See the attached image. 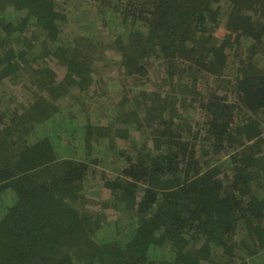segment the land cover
I'll use <instances>...</instances> for the list:
<instances>
[{
    "label": "trees",
    "instance_id": "16d2710c",
    "mask_svg": "<svg viewBox=\"0 0 264 264\" xmlns=\"http://www.w3.org/2000/svg\"><path fill=\"white\" fill-rule=\"evenodd\" d=\"M0 264H264V0H0Z\"/></svg>",
    "mask_w": 264,
    "mask_h": 264
},
{
    "label": "rangeland",
    "instance_id": "374dc122",
    "mask_svg": "<svg viewBox=\"0 0 264 264\" xmlns=\"http://www.w3.org/2000/svg\"><path fill=\"white\" fill-rule=\"evenodd\" d=\"M110 58H112V60H116L117 59V56H114L113 54H111ZM53 67V69L56 71V80H60L63 76H64V73H65V69H63L62 67H59V66H56V65H51ZM113 71V70H112ZM105 71H103L102 73H104ZM104 77H106V73L103 74ZM105 84H99V85H103L107 92L106 94L102 95V96H99L98 95V92L97 90H93L91 93V98L89 99V102H88V105H89V108L88 106L86 107V109H93V107H95L96 105H105L107 102L110 103V101H114L116 100L118 97H116L118 95V92L119 90L117 88H114L115 84H113L111 81H109L107 79V77L105 78L104 80ZM8 84V83H7ZM21 87L20 86H17L14 90L18 91ZM13 91V90H12ZM14 92V91H13ZM19 92V91H18ZM78 92H76L75 90L72 91V94L74 95H77ZM108 93V94H107ZM14 94V93H12ZM20 97V96H19ZM16 98V97H15ZM21 99L24 100V95L21 93ZM60 101H63L65 102L67 105H69L70 103H72V106H73V99H68V98H64ZM7 104V103H6ZM5 104V105H6ZM9 105V104H8ZM10 106V105H9ZM11 107V106H10ZM70 107V106H69ZM92 111V110H91ZM198 116V115H197ZM99 167V166H98ZM103 168V167H102ZM101 169V168H99ZM102 196V195H101Z\"/></svg>",
    "mask_w": 264,
    "mask_h": 264
}]
</instances>
